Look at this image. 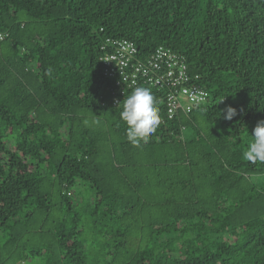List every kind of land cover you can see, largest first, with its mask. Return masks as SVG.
Here are the masks:
<instances>
[{
	"label": "trees",
	"instance_id": "trees-1",
	"mask_svg": "<svg viewBox=\"0 0 264 264\" xmlns=\"http://www.w3.org/2000/svg\"><path fill=\"white\" fill-rule=\"evenodd\" d=\"M0 34V264H264V163L243 158L264 0H0ZM108 39L182 56L209 102L168 119L150 88L161 122L133 146Z\"/></svg>",
	"mask_w": 264,
	"mask_h": 264
},
{
	"label": "built area",
	"instance_id": "built-area-1",
	"mask_svg": "<svg viewBox=\"0 0 264 264\" xmlns=\"http://www.w3.org/2000/svg\"><path fill=\"white\" fill-rule=\"evenodd\" d=\"M5 35L0 34V40ZM102 76L113 82L111 105L116 107L127 91L148 87L161 94L168 119L177 114L188 115L209 102L206 90L197 76L188 73L185 59L170 49L157 47L141 59L129 40H106L100 47Z\"/></svg>",
	"mask_w": 264,
	"mask_h": 264
},
{
	"label": "clouds",
	"instance_id": "clouds-1",
	"mask_svg": "<svg viewBox=\"0 0 264 264\" xmlns=\"http://www.w3.org/2000/svg\"><path fill=\"white\" fill-rule=\"evenodd\" d=\"M236 109L228 107L223 118L231 120ZM119 119L125 124V135L129 143L139 147L158 128L161 122L159 108L150 88L136 87L124 98ZM252 142L243 153V158L251 163H264V120L257 122L252 130Z\"/></svg>",
	"mask_w": 264,
	"mask_h": 264
},
{
	"label": "rangeland",
	"instance_id": "rangeland-1",
	"mask_svg": "<svg viewBox=\"0 0 264 264\" xmlns=\"http://www.w3.org/2000/svg\"><path fill=\"white\" fill-rule=\"evenodd\" d=\"M74 194H75V199L76 200H79L80 197L83 196V194L81 193V190H80V187H77L75 190H74ZM4 242V238L3 237H0V244ZM24 244H26L28 246L27 243H24V239H22L20 242H19V247L20 249L21 248H24ZM29 247V246H28ZM16 258V257H15ZM31 260H26L23 262V264H31ZM36 264V263H35Z\"/></svg>",
	"mask_w": 264,
	"mask_h": 264
}]
</instances>
